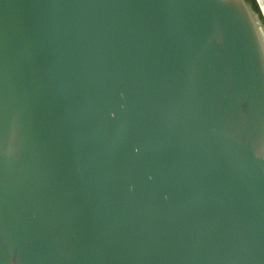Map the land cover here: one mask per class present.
<instances>
[{"label": "water", "instance_id": "95a60500", "mask_svg": "<svg viewBox=\"0 0 264 264\" xmlns=\"http://www.w3.org/2000/svg\"><path fill=\"white\" fill-rule=\"evenodd\" d=\"M0 264H264L262 0H0Z\"/></svg>", "mask_w": 264, "mask_h": 264}, {"label": "rangeland", "instance_id": "374dc122", "mask_svg": "<svg viewBox=\"0 0 264 264\" xmlns=\"http://www.w3.org/2000/svg\"><path fill=\"white\" fill-rule=\"evenodd\" d=\"M262 3H263V5H264V0H262Z\"/></svg>", "mask_w": 264, "mask_h": 264}]
</instances>
